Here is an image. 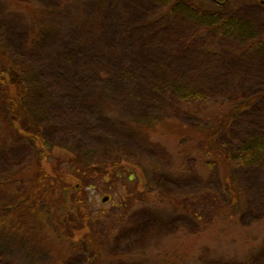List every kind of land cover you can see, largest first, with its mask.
Here are the masks:
<instances>
[{"label":"rangeland","instance_id":"1","mask_svg":"<svg viewBox=\"0 0 264 264\" xmlns=\"http://www.w3.org/2000/svg\"><path fill=\"white\" fill-rule=\"evenodd\" d=\"M28 1L47 9L46 14H50L53 24L52 29L44 30L45 33L36 38L41 49L34 51L27 43L34 35L33 15L22 20L16 11H9L8 0H0V30L9 33L14 45L24 40L23 49H18L16 58L30 65L34 82L44 88L46 98L39 99V110L54 147L48 162L50 166L69 172V162L81 158L77 154L94 156L118 148L138 151L132 155L138 160L135 168L138 175L131 182L125 178L101 177L105 159L96 166L95 172L100 174L90 177L86 183L93 185L84 189L88 197L86 210L95 217L100 214L102 217L94 222V228L113 251H126L138 234L152 227L150 234L158 228L168 230L174 221L177 223L176 220L184 217L170 203L165 205L170 202L167 198H164L166 203L154 204L140 212L137 208L140 202H147L149 197L159 194L157 188L148 191L147 182L156 181V187H162L168 181L167 188L179 194V203L182 199L186 204L190 201L187 196L182 198V192L189 194L200 190L192 185L194 174L186 173V169L184 172L174 169V159L167 161L170 154H153V138L144 139L143 143L132 139L126 126L138 127L145 119L161 116L166 108L173 109L162 97L168 90L179 92L178 95L192 90L206 99L223 103L236 91L260 94L256 106L234 118L221 136V142L235 149L237 144L255 146V142L264 140L263 0L211 8L212 20L183 6L171 13L164 0ZM194 111L192 105L180 108V121L190 125L199 123ZM252 150L256 158L236 166L237 178L249 204L245 222H251L264 210V152L256 151L257 148ZM3 163L0 157V167ZM71 177L79 182L72 173ZM2 184L0 182V199L8 197V188ZM17 187L22 190L24 185ZM127 193L130 196L124 201ZM204 195L195 197L190 204L206 217L215 195L211 191H205ZM126 202L134 207L125 210ZM126 218L133 224L123 231ZM138 219L140 223L143 221L140 226L134 224ZM147 224H151L148 229ZM151 239L155 242V237ZM227 243L222 249H214L211 258L218 259L213 260V264L232 261L220 259L226 256L223 254L232 253ZM30 245V242L8 244V258L20 264L53 258L52 249L47 246L39 250L38 258H34L35 245L31 248ZM150 246L147 241L146 245L137 244L135 250L141 252ZM138 254L131 260H143ZM77 259L68 260L67 264L84 261L82 257ZM187 260H190L188 264H198L199 261L193 260L200 259L190 257ZM258 264H264V250Z\"/></svg>","mask_w":264,"mask_h":264},{"label":"trees","instance_id":"2","mask_svg":"<svg viewBox=\"0 0 264 264\" xmlns=\"http://www.w3.org/2000/svg\"><path fill=\"white\" fill-rule=\"evenodd\" d=\"M8 1L11 5L9 11H16L22 20L33 15L34 35L27 43L34 51H39L41 48L36 38L44 34V30L53 27L50 14H46L48 10L38 8L28 0ZM164 1L168 3L166 9L171 13L183 6L212 20L211 8H228L238 2L257 0ZM10 40L9 33L0 30V157L4 162L0 167V182L8 188V197L0 199V264H20L7 255V246L13 242H30V248L35 245L31 249L34 258H38L41 248L47 246L52 249L51 260H30L34 264H67L68 260L81 257L84 260L82 264H129L136 261L142 264H188L190 260L187 259L190 257L199 258L193 260L199 261L198 264L208 259L211 260L203 264H213V260L218 258L212 259V252L218 247L222 249L227 241L226 246L231 248L233 254L228 255L227 252L220 259L232 260L229 264L259 263L264 250V210L251 222H245L249 204L237 178L236 166L239 162L253 161L257 155L252 152L254 148L264 152V140L255 142V146L237 144L234 149L225 146L221 136L227 132L234 118L258 104L260 94L236 91L223 103L206 99L192 90L180 95L179 92L168 90L162 97L173 109L166 108L161 116L145 119L138 127L126 125L132 139L140 142L154 139L151 142L154 155H160L159 152L170 154L167 161L174 159V169L181 172L186 169V173L194 174L192 185L200 190L189 192L192 195L182 192V198L187 196L190 201L186 204L181 198L179 203L180 196L167 188L170 186L168 181L162 187H156V181L147 182L145 188L148 191L157 188L159 194L149 197L147 202H140L137 205L140 212L152 208L154 204L166 203L164 198H167L170 202L165 205L169 206L170 203L184 217L176 220L177 223L174 221L168 230L158 228L157 232L150 234L154 229L152 227L138 234L137 240L131 243L128 250L116 252L107 247L99 230L94 228V222L102 217L101 214L95 217L86 210L88 197L84 189L87 185H93L92 182L86 183L90 177L100 174L95 169L105 159L107 162L101 177L107 175L131 182L138 175L135 169L139 165L138 160L132 158L138 151L118 148L94 156L77 154L81 158L76 157L69 162V172L52 164L50 166L48 162L54 147L47 136L44 118L39 110V99L44 100L46 94L44 88L34 82L30 65L16 58L18 49H23L24 40L16 45ZM190 105L195 108L199 123L190 125L180 121V108ZM21 151L18 157L15 156ZM71 173L79 182L73 180ZM18 184H23L24 188L18 189ZM205 191L215 195L212 197V209L206 217L190 204L195 197L204 195ZM129 196L128 193L123 196L124 201ZM125 206L127 211L134 207L128 202ZM137 221L135 225L143 224V221ZM126 223L123 231L133 224L127 218ZM150 226L147 224V229ZM150 237H155V242ZM147 241L151 243L149 248L141 252L135 250L137 244L146 245ZM136 253L143 260H131Z\"/></svg>","mask_w":264,"mask_h":264},{"label":"water","instance_id":"3","mask_svg":"<svg viewBox=\"0 0 264 264\" xmlns=\"http://www.w3.org/2000/svg\"><path fill=\"white\" fill-rule=\"evenodd\" d=\"M108 198H109V197H106V198L104 199V201H106Z\"/></svg>","mask_w":264,"mask_h":264}]
</instances>
